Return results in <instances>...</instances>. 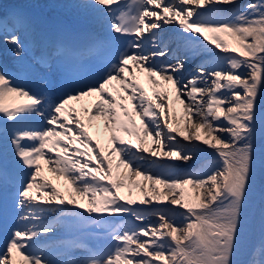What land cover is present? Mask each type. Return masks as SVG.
I'll return each mask as SVG.
<instances>
[{"label":"snow or ice","instance_id":"obj_1","mask_svg":"<svg viewBox=\"0 0 264 264\" xmlns=\"http://www.w3.org/2000/svg\"><path fill=\"white\" fill-rule=\"evenodd\" d=\"M238 5L84 0L120 44L37 42L23 14L0 16L16 60L14 71L0 64V142L12 165L11 175L0 167V188L11 183L18 212L0 225V264H264V239L239 259L258 170L264 203V0ZM165 26L185 55L205 58L186 81L185 59L156 62L168 55ZM54 67L72 77L58 92L47 75L43 94L17 82ZM197 151L214 158L208 171H157ZM124 216L133 222H111ZM74 229H94L97 244L58 235Z\"/></svg>","mask_w":264,"mask_h":264},{"label":"rangeland","instance_id":"obj_2","mask_svg":"<svg viewBox=\"0 0 264 264\" xmlns=\"http://www.w3.org/2000/svg\"><path fill=\"white\" fill-rule=\"evenodd\" d=\"M66 2H69V3H72V4L75 3L76 5L81 6L84 3V0H66ZM246 2H247V0H239V5H243ZM3 4H4V2L2 0H0V8H2ZM169 27H171L173 29L172 26H166L167 29ZM171 28H170V30H171ZM168 34H170V31H169ZM172 44H174V42H172ZM3 46H4V49H6L8 51V53L10 54V55L8 54V56L6 57V60L9 61L10 64H11V62L16 61L15 58L13 57L12 53H10V51H9L10 46L5 45V44H3ZM185 52H186V49L184 47H182L181 48V52L178 51V53L180 54L179 57L182 58V59H185V60H186V58L187 59H190V58L198 59V57H200V64L204 63V61L202 62V60L204 58L203 56L194 55L191 52H188V54L185 55ZM0 56H1V54H0ZM25 56H27V55L25 54ZM177 56L178 55L176 53L173 58H175ZM27 60H29L28 57H27L26 61ZM170 62H174V60L172 59ZM198 66L192 65V69L191 68L188 69V67L186 66V63H185L184 69L186 70V72H183V78L185 79V81L188 78H190V76L195 74V70H196V68ZM37 72H40V70H37ZM142 82L145 83V87L149 89V92L151 94V86L148 85L147 82L143 80V78H142ZM18 83H22L26 87L31 86V83H29L27 79H25L24 81H21V82L18 81ZM201 86H203V85H201ZM30 88L33 91L40 93L41 89H38L37 87H33V86H31ZM77 107H80V105H78ZM175 107H176V110H177V115L179 117L182 114V106L177 104ZM178 112H180V113H178ZM181 126H183V121H181ZM257 147H259V144L257 145ZM211 156L212 155H211L210 152L197 151L196 156L189 163L185 164V163L180 162V161L173 162L171 165H170V163L169 164L167 163L165 165L166 168L164 167L163 169L164 170L171 169L175 173V175H177V176H184V175H189V174H193V173H203V172L208 171V169L212 167V165L210 167L208 166L210 163L207 161L208 157H211ZM134 193H135L134 195L139 196L138 190H134ZM253 193L255 195L252 198L249 210H247V211L245 210L246 211V213H245V233H244V239H243V245H242V248H241V252H246V250L249 249V247L251 246V243H252V239L250 238V233H251V229H252V221H253V215H254V209L253 208L255 206V202L257 201V197H258V195L260 193L259 170H258L257 184H256V187L253 190ZM69 207H71V206H69ZM159 207L161 209L166 210L164 205H162V206L158 205V208ZM152 218H155L154 215L148 214V219L145 221V223H155ZM120 222L121 223H123V222L124 223L133 222V218L130 217V216H124V217H122ZM136 223H139V222H136ZM81 226H83V225H81ZM259 226H260V228H258V233H257V237H256V240H255V245L254 246L258 245L260 243L261 239H264V217L261 219ZM87 234H88V232L78 233L77 235H78V237L82 238V237L86 236ZM90 235H91V232L89 233L88 236L85 237L86 238V242L87 243L93 242L94 244H97V241L94 240V239H91Z\"/></svg>","mask_w":264,"mask_h":264},{"label":"bare ground","instance_id":"obj_3","mask_svg":"<svg viewBox=\"0 0 264 264\" xmlns=\"http://www.w3.org/2000/svg\"><path fill=\"white\" fill-rule=\"evenodd\" d=\"M31 1V0H30ZM32 1H39V2H44V3H48V2H51L50 0H32ZM54 5L55 4H57L56 2H54L53 3ZM64 7H65V10L66 11H68V12H72L73 11V8L72 7H70V6H66V5H63ZM78 11V10H77ZM76 11V12H77ZM74 13L72 16H77L78 14L77 13ZM97 17H98V15H97ZM86 18H88V19H91V17L90 16H86ZM170 28L171 27H169L168 29L166 28V26L164 27V29L159 33V36L161 35L162 37L160 38V42L163 40V38H164V36L165 35H169L168 33H169V31H170ZM172 29V28H171ZM171 32V31H170ZM176 37H178L177 36V34H176ZM174 38V35H171V37H170V39H171V42L169 43V44H165V46H167V49L171 52L170 54L171 55H174V53H176L177 52V49H178V47L180 46L181 47V42L178 40L177 42L173 39ZM179 38V37H178ZM172 42H174V44H172ZM179 45V46H178ZM164 46V47H165ZM163 47V48H164ZM180 52H181V50H180ZM184 54V53H183ZM189 58V57H188ZM191 59V58H190ZM171 59H169V61H170ZM193 61H190L189 63H188V65H186V66H189L190 64L191 65H194V64H196V63H198V62H200L199 61V59H197V60H195V59H192ZM168 61V62H169ZM203 61H205V59L203 60ZM157 62V61H156ZM157 63H160V62H157ZM33 76L35 77V78H38L39 79V81H40V77L38 76V74H33ZM55 79H58V75H57V77H56V73L55 74H53L51 77H50V80L52 81V88H51V90L53 91V92H58V90H56V87L58 86L59 88H62V84L60 83V81L58 82V83H56L55 82ZM18 80H24L23 78H21V79H18ZM44 89H42L41 88V90H40V93L41 94H43L44 93ZM78 106V105H77ZM178 113H180V112H178ZM180 115V114H179ZM1 146V145H0ZM3 146V145H2ZM7 153H8V151H7V149H5V147L3 146L2 147ZM8 154H10V153H8ZM4 156H5V154H4ZM0 158L1 159H3L2 158V156H1V153H0ZM4 160V159H3ZM3 163V162H2ZM168 164L170 163V165L173 163V162H167ZM10 167V170H11V172H12V165L11 166H9ZM166 168V167H165ZM157 171H161V172H163V171H165L163 168H160V169H157ZM48 176H49V178L50 179H53V182H56L55 181V179H54V177H52L51 176V174H48V173H46ZM10 188H11V190H12V187H11V183H9V185H8ZM135 194V193H134ZM136 196V195H135ZM4 197H6V196H4ZM8 198H9V196H8ZM6 199H7V197H6ZM12 201V200H11ZM162 206V205H161ZM71 207H73V206H71ZM157 207H158V205H157ZM160 208V207H159ZM254 215H253V221H252V230H251V233H250V238L252 239V243H251V246L249 247V249H247L246 250V252H240V256H239V259H247L248 258V253H249V251L254 247V245H255V240H256V237H257V233H258V228H260V226H259V224H260V221H261V219L263 218L262 217V212H264V203H262V201H261V195H259V197H258V199H257V201L255 202V206H254ZM77 211H79V210H77ZM50 214H52V213H50ZM54 216H56V214H52V217L51 218H53ZM0 217H2V218H4V217H6V215H0ZM155 217V216H154ZM153 220H154V222L156 221V217L155 218H152ZM51 222H55L54 220H52ZM83 227H85V226H81L80 228H83ZM77 231V232H76ZM91 232V230H89V229H87V230H85V231H79V230H76V229H74L71 233H69V232H67V231H60L59 233H68V234H66V235H64L63 237H61V238H72V237H75V236H78L77 234L78 233H85V232ZM89 244H92V245H95L93 242H91V243H89Z\"/></svg>","mask_w":264,"mask_h":264},{"label":"trees","instance_id":"obj_4","mask_svg":"<svg viewBox=\"0 0 264 264\" xmlns=\"http://www.w3.org/2000/svg\"><path fill=\"white\" fill-rule=\"evenodd\" d=\"M258 148H259V147H258ZM254 195H255V194L253 193L252 198H253ZM252 198L250 199V201H249V202L246 204V206H245V210H246V211L249 210V207H250V204H251ZM246 211H245V213H246Z\"/></svg>","mask_w":264,"mask_h":264},{"label":"water","instance_id":"obj_5","mask_svg":"<svg viewBox=\"0 0 264 264\" xmlns=\"http://www.w3.org/2000/svg\"><path fill=\"white\" fill-rule=\"evenodd\" d=\"M259 195H260V193H259ZM259 195H258V197H259ZM258 197H257V199H258Z\"/></svg>","mask_w":264,"mask_h":264}]
</instances>
